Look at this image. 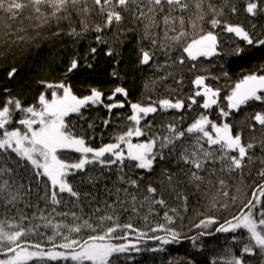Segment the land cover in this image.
I'll use <instances>...</instances> for the list:
<instances>
[{
    "label": "trees",
    "instance_id": "16d2710c",
    "mask_svg": "<svg viewBox=\"0 0 264 264\" xmlns=\"http://www.w3.org/2000/svg\"><path fill=\"white\" fill-rule=\"evenodd\" d=\"M20 2L25 7L15 19L11 18L6 11L0 10V103L7 99L10 93L21 99L25 106L34 104L41 93L47 94L51 91L45 88L42 81L58 83L64 79L78 97L90 94V89L93 87L99 89L104 93L103 100L107 104L112 102L107 97L116 87L115 84L120 82L121 85H126L128 96L125 98L118 95L116 99L125 101L124 108H115L109 114L103 105H97L83 110V119L76 114L66 118L73 133L82 136L93 148L116 142L117 135L134 126L127 120L128 115L131 114L130 103L139 102L147 105L150 100L158 101L163 98L172 100L182 98L185 100V109L161 110L150 114L140 124L146 134L141 137L133 136L131 141L144 143L153 136L167 134L162 125L169 122L176 123L180 129H186L199 114L203 113L218 124L230 123L233 126V134L242 132L244 142H248L254 135L256 146L250 151L253 162L243 169V175L240 170L230 173L225 168L224 171H220L221 165L217 162L200 173L204 177L202 183L192 182L184 176L181 169H187L188 166L178 162L177 153L170 154L167 148L163 149L166 159L163 161L158 159L152 172L128 167L118 172L117 169L120 166L112 165L101 173L100 166L90 165L88 169L95 168V171L77 172L75 176L68 177L73 187L81 193L78 201L64 193L60 204L52 205L50 201L46 203L41 198L44 196L45 183L41 180L39 187L34 184L30 193L22 189L21 198L15 202V206L8 204L3 198L6 193L0 195V222L23 227L40 225L38 229L24 237L21 243L39 242L45 248H50L51 244L48 243L47 238L53 234L54 229L51 225L44 226L46 221L39 219L41 215L47 217L52 225L71 226L73 223H81L82 220L74 221L71 215L73 212L83 219L90 217L95 223L96 217L101 213H94V209L100 208L103 211L105 201L111 204L116 200L117 188H129V191L137 196L135 202L137 211L131 210L133 203L131 197L121 191L119 196L126 201L125 207L129 210L120 215V221L131 222L136 230H118L117 235L126 236V239H114L112 243L134 244L135 248L126 253L116 254L112 258L113 264H225V261L232 256L240 255L243 244L248 242L247 232L237 230L217 233L215 229L225 219H231L233 215L240 213L242 204L250 198V186L260 182L257 172L264 167L260 163L261 159H264V149L260 143L264 136L258 124H256L255 133L250 131L249 126L255 123L251 117L256 112H264V106L258 102H250L248 106H242L239 112L233 111L227 118L220 116L219 108L225 107L227 110L225 97L235 83L244 75L264 66V46L247 45L234 34L224 32L222 26L213 28L209 22L212 13L207 12V6L211 3L217 9L222 8L223 14L218 17L221 21L243 26L254 39L264 38V14L248 15L243 10L244 0H204L205 15L203 20H199L194 7L196 0H187L188 11L172 12V16L177 18L183 15L184 30L188 33L186 40L190 41L200 33L201 29L204 32L212 31L217 34L220 41L218 48L220 54L209 58L200 57L196 61L186 59L185 64L179 65L173 61L178 60L183 54L182 46L185 41L177 43L165 37L166 29L162 17L167 14V6H165V12L156 15L158 26L151 28L149 37L145 38L147 21H137L130 12L123 13L124 19L119 25L113 24L110 28H105L103 32H95L93 29L96 24L103 22V15L92 0H79L75 7L69 6L67 13L55 15H53L54 9L50 7L42 6V14H40L34 11L31 0H20ZM230 4L237 5L239 10L236 14L230 12ZM84 7H87L89 11H82ZM193 21L196 28L191 26ZM85 25H87V31H84ZM175 27L180 30L178 19ZM73 29L80 35L70 34ZM175 34L168 31L169 37ZM97 35H100L107 43H97ZM152 39L157 41L155 48L150 43ZM237 46L244 49L242 55L231 54V50ZM91 47L97 48L94 58L88 61L92 64V68H82L65 78V70L70 59L73 56L83 57ZM109 49L113 51L112 56L106 54ZM142 49L149 51L150 54L154 53L147 67H142L140 63ZM192 65H195V68ZM13 67L18 72L14 78L9 79L7 74ZM113 71L118 73L115 76L116 80L113 78ZM225 72L228 73L227 77L223 75ZM198 75L208 77L206 83L221 90L218 106L212 111L207 112L198 106L203 103V98L200 97L196 98L197 105H193L191 110L187 109V97L195 91L192 88V81ZM161 77L166 78L161 79ZM213 77H219V79H213ZM178 80H182V83L177 84ZM105 120H109L110 123L105 125ZM149 122H151L150 128L146 127ZM89 124L93 127L89 128ZM191 142L188 141V143ZM121 147L124 148L125 145ZM157 150H159V140ZM59 155L70 162L80 157L78 153L70 151L61 152ZM131 163V161H125V164ZM11 167L16 169L17 177H22L20 183L25 185L33 183L30 180L33 172L27 168H19L15 164ZM164 169H167V173L162 171ZM209 169L215 172V176H209ZM170 173H175L171 185L167 180V174ZM120 175H125L126 179L128 177L137 179L140 184L139 190L121 182ZM89 176H94L96 179L88 182ZM4 179L9 177L0 176V184ZM209 179L212 180V184L208 183ZM219 179L226 181L222 191L227 192L228 196L222 194ZM149 183L157 188L155 198L165 200L163 206L152 203L149 208V202L143 201L144 196H152L146 192ZM184 197H187V200H184ZM232 197H235V201ZM224 204L228 207H221ZM165 212L172 217L171 223L165 218ZM60 213H68V215L64 216ZM22 215L26 218L21 219ZM145 216L147 220L144 219ZM208 217H214L218 223L208 228L196 226ZM158 225H163L165 230L151 231ZM168 229L179 232L180 236L177 241L164 244L165 238L172 239ZM59 231L67 234V230L63 227ZM88 232L89 230H85L80 234L72 233L71 235L76 238H87ZM200 233L204 234L200 235ZM155 236H159L160 239H153ZM61 242H63L62 236H56L55 243ZM136 248L139 251H136ZM254 251L255 255H244L246 264H264V254L259 248ZM29 264H73V262L31 261Z\"/></svg>",
    "mask_w": 264,
    "mask_h": 264
},
{
    "label": "snow or ice",
    "instance_id": "6c2138e0",
    "mask_svg": "<svg viewBox=\"0 0 264 264\" xmlns=\"http://www.w3.org/2000/svg\"><path fill=\"white\" fill-rule=\"evenodd\" d=\"M93 4L98 8L103 15V22L96 24L94 31L97 33L103 32L105 28H110L113 24L119 25L124 19L123 13L130 12L137 21H147L145 23V38L150 35V29L158 26L156 15L165 12L167 6V14L162 17L165 25V37L174 42L180 43L185 41L182 46V55L173 63L183 65L185 60L196 61L200 57H212L219 55L218 52L220 41L217 34L212 31L200 33L190 41L186 40L188 35L184 30L185 20L183 15L180 17L172 16V12L179 10L186 12L189 10L187 0H92ZM79 0H31L32 7L36 13H40L42 6L54 9L53 15L56 13H67L69 6L75 7ZM25 5L20 0H0V10L6 11L9 16L15 19L22 11ZM194 7L197 13V19L203 20L205 15L204 0H196ZM230 12L236 14L238 7L236 4L229 5ZM243 10L250 16H256L258 13L264 14V0H244ZM84 12L89 9L84 7ZM207 12L212 13L210 24L213 28L221 27L226 33L234 34L235 37L247 43L250 46H264V38L254 39L253 36L239 24H230L226 21H221L218 17L223 14V9H217L216 6L209 3ZM59 18V17H58ZM179 20L180 30L175 27V23ZM193 28L196 24L193 21ZM87 25L84 26V31H87ZM168 31L176 33L171 37L168 36ZM73 35L79 36L75 29L72 30ZM97 43H107L100 35L96 36ZM153 48L157 46V41H150ZM165 47V45H161ZM97 48L91 47L83 57L73 56L68 62L65 70V78L71 74H75L82 68L91 69L92 64L89 59L94 58ZM244 49L237 46L231 50L233 55H242ZM108 56L113 55V51L109 49L106 53ZM186 54V55H184ZM154 53L141 50L140 63L148 65L153 59ZM170 67V65H168ZM195 68V65H192ZM18 70L13 67L8 71V78L12 79L17 75ZM112 75H118L113 71ZM225 77L228 73H223ZM166 77H161L165 79ZM208 77L198 75L192 81L195 86V91L187 97V109L191 110L193 105H197V97L203 98V103L198 105L203 109H210L213 105L218 106L220 97V88H214L206 83ZM219 79V77H213ZM46 89L51 90L50 93H41L38 100L34 104L25 106L21 99L8 94L7 99L0 103V176H7L9 179H4L0 184V195H4V199L8 204L15 206V202L20 199V192L24 189L30 193L35 184L39 187L40 181L44 180V196L41 197L46 203L50 201L52 205H58L63 199L62 194L67 193L70 197L80 198V191L76 190L69 182V176H75L77 172L95 171V168L88 169V166H100L101 173L105 168L112 165H119L118 172H122L124 167L130 169H141L148 172L154 170V165L157 160H165L163 149L167 148L169 153L176 152L178 162H182L188 166L187 169H181L184 176L188 177L192 182H203L204 177L200 175L209 165L220 163V171L225 168L231 173L240 170L243 175V169L253 162V155L250 151L255 148V139L253 135L248 142L242 140V132L233 134V126L230 123H216L206 114H199L193 122L186 128L180 129L176 123L169 122L162 125L164 132L158 136H153L144 143L133 144L131 138L144 136L146 133L140 127L141 121L158 111H167L170 109L183 110L185 109L184 99H168L163 98L158 101H151L145 105L142 103H130L131 114L127 120L132 122L134 126L129 127L126 132L115 137L116 142L102 145L99 148L89 146L82 136L73 133L70 123L66 120L70 115L76 114L83 117V110L92 106L103 105L109 114L115 108H124L125 101H118L117 96L127 98L128 92L124 87H115L111 95L107 97L111 103H104V93L93 87L90 89V94L83 97H78L72 91L71 86L62 79L58 83H46ZM177 84L182 83V80L176 81ZM7 91V89L5 90ZM227 104L225 107H220V116L227 118L233 111L239 112L242 106H248L250 102H258L264 106V66L257 69L255 72L244 75L231 88L230 93L225 97ZM22 114V115H20ZM255 121L251 124L250 131L256 132V124L260 126L261 134L264 136V112H256L251 117ZM110 123L105 120L104 124ZM19 125V126H17ZM93 127L92 124L88 125ZM146 127H151L149 122ZM159 140V150H157V141ZM188 141H192L188 143ZM262 149H264V139L260 141ZM121 145H125L127 152ZM70 151L79 153L80 157L74 162L62 159L59 153ZM132 163L125 164V161ZM247 161V163H246ZM260 163L264 165V159ZM15 164L19 168H27L33 172L30 180L33 183L27 185L20 183L22 177L15 175L16 169L11 167ZM167 173V169L162 170ZM175 173L167 174L169 184H172ZM209 176H215V172L209 169ZM259 183H254L251 187L250 198L246 199L242 204L241 211L238 215H233L231 219H225L223 223L215 229L216 232H236L244 230L248 234V242L243 244L240 255L232 256L231 259L225 261V264H246L244 255H255L254 249L259 248L264 254V167H261L257 172ZM96 179L94 176L88 177V182ZM179 179V177H177ZM119 180L127 183L130 188L139 190L140 184L137 179L120 175ZM11 181V183H10ZM209 184L212 180L209 179ZM221 191L226 186L224 179H219ZM199 187V184H197ZM13 189H15L13 191ZM239 190V189H238ZM116 200L111 204L104 202V210L95 208L94 213H101L96 217L95 223L91 218L83 219L77 217L76 213H71L75 220H82L81 223H73L69 225L55 224L41 215L39 219L46 221L45 227L51 225L54 229L53 234L47 238L50 248H45L41 243H29L21 241L28 234L34 232L40 225L33 227H23L16 224H6L0 222V254L4 256L0 259V264H29L31 261H71L73 264H113V257L116 254L126 253L135 245L132 244H116L112 243L114 239H126V236H118V230H132L131 222H121L120 215L127 212L129 209L125 207L126 201L119 196L123 191L127 196L131 197L133 202L131 205L132 211H137L135 202L137 196L129 191V188L116 190ZM173 191L175 188L173 187ZM146 192L152 196H144L143 201L149 202V208L152 203L164 205V199H156L157 188L151 183L148 184ZM224 196H228L227 192H223ZM235 201V197H232ZM187 200V197H184ZM143 207V203H141ZM227 208L228 205H221ZM55 211V209H53ZM175 211V209H173ZM67 216L68 213H60ZM165 218L171 223L172 217L165 212ZM26 217L22 215L21 219ZM35 218V215H34ZM147 220V216L144 217ZM218 221L214 217H208L201 220L197 227L208 228L212 224H217ZM61 227L67 230V234H62L59 230ZM14 229V230H10ZM89 230L87 238H76L71 234H80L82 231ZM165 230L163 225H158L152 228L151 231ZM171 232L172 239L165 238L164 244L177 241L180 233L168 229ZM204 233H200L203 235ZM62 236L61 243H55L56 236ZM143 235V233H141ZM159 240V236L153 237ZM236 239V237H233ZM139 251L138 248L135 249Z\"/></svg>",
    "mask_w": 264,
    "mask_h": 264
},
{
    "label": "flooded vegetation",
    "instance_id": "af4514ba",
    "mask_svg": "<svg viewBox=\"0 0 264 264\" xmlns=\"http://www.w3.org/2000/svg\"><path fill=\"white\" fill-rule=\"evenodd\" d=\"M113 78H114V80H116V78H115V77H113ZM115 86H116V87H118V86H119V87H124V88L126 89V85H124V84H123V85H121V84H120V82L116 83V84H115ZM122 97H123V96H122ZM215 107H217V105H213V107H212V108H210V109H207V112H208V111H212V110H214V108H215ZM205 110H206V109H205Z\"/></svg>",
    "mask_w": 264,
    "mask_h": 264
},
{
    "label": "rangeland",
    "instance_id": "374dc122",
    "mask_svg": "<svg viewBox=\"0 0 264 264\" xmlns=\"http://www.w3.org/2000/svg\"><path fill=\"white\" fill-rule=\"evenodd\" d=\"M214 109H216V107L214 108ZM150 115V114H149ZM133 144H136V142H133V141H131ZM124 150H125V153L127 152V148H126V146L124 147ZM79 154V153H78ZM80 155V154H79ZM126 244H128V243H126ZM132 245H134V244H132ZM4 258V256L3 257H0V259H3Z\"/></svg>",
    "mask_w": 264,
    "mask_h": 264
},
{
    "label": "water",
    "instance_id": "95a60500",
    "mask_svg": "<svg viewBox=\"0 0 264 264\" xmlns=\"http://www.w3.org/2000/svg\"><path fill=\"white\" fill-rule=\"evenodd\" d=\"M213 57V56H212ZM209 58V57H208ZM149 64H150V62H149ZM148 64V65H149ZM142 65V67H147L148 65H143V64H141ZM192 88L193 89H195V86L192 84ZM196 90V89H195ZM201 98V97H200ZM218 233V232H217ZM0 257H3V255L2 254H0Z\"/></svg>",
    "mask_w": 264,
    "mask_h": 264
}]
</instances>
